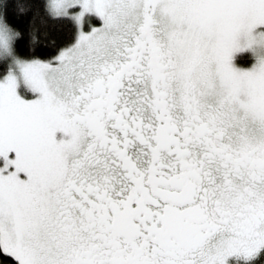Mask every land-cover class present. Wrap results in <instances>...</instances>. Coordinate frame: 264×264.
Here are the masks:
<instances>
[{"label": "snow or ice", "instance_id": "obj_1", "mask_svg": "<svg viewBox=\"0 0 264 264\" xmlns=\"http://www.w3.org/2000/svg\"><path fill=\"white\" fill-rule=\"evenodd\" d=\"M0 264H264V0H0Z\"/></svg>", "mask_w": 264, "mask_h": 264}]
</instances>
